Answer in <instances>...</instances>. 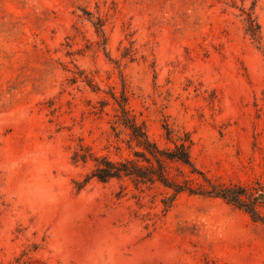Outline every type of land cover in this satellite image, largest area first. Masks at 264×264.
<instances>
[{
    "label": "rangeland",
    "instance_id": "1",
    "mask_svg": "<svg viewBox=\"0 0 264 264\" xmlns=\"http://www.w3.org/2000/svg\"><path fill=\"white\" fill-rule=\"evenodd\" d=\"M261 45L264 0H0V264H264L245 207L85 184L95 162L72 157L131 154L112 128L125 98L160 147L165 124L192 137L197 172L173 163L179 181L241 186L264 215Z\"/></svg>",
    "mask_w": 264,
    "mask_h": 264
},
{
    "label": "trees",
    "instance_id": "2",
    "mask_svg": "<svg viewBox=\"0 0 264 264\" xmlns=\"http://www.w3.org/2000/svg\"><path fill=\"white\" fill-rule=\"evenodd\" d=\"M245 15L246 34H249L258 43H262L261 25L251 12L243 10ZM264 54V46H259ZM119 108L116 119L112 128L118 129L117 133L126 134L128 136L126 143L131 150V154L122 159H112L109 156L94 155L87 147L80 145L74 153L75 161L82 160L87 162L89 159L95 162L94 168L85 178V184L91 178H96L101 182H108L111 179H127L130 180L137 188L148 187L154 185H162L166 188L174 190L175 196L181 192L187 191L196 194L213 195L222 197L234 202L250 212L254 221L264 222V215L253 205L247 203L243 196L246 189L241 186H221L215 185L209 181L210 188H196L192 186L188 180L179 181L176 176L171 173L170 165L173 163L187 165L192 168L193 172H197V168L193 162L191 155L192 137L188 132L183 135L178 133L168 124L163 126L165 130V138L173 146L160 147L159 144L150 136L145 122H140L136 115L132 114L127 108L125 98L118 101ZM79 183V188H82ZM173 198L163 200V203L170 206Z\"/></svg>",
    "mask_w": 264,
    "mask_h": 264
}]
</instances>
